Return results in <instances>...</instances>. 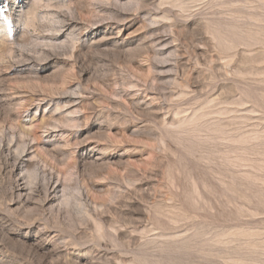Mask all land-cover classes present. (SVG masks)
Returning <instances> with one entry per match:
<instances>
[{
	"label": "rangeland",
	"instance_id": "obj_1",
	"mask_svg": "<svg viewBox=\"0 0 264 264\" xmlns=\"http://www.w3.org/2000/svg\"><path fill=\"white\" fill-rule=\"evenodd\" d=\"M0 264H264V0H0Z\"/></svg>",
	"mask_w": 264,
	"mask_h": 264
}]
</instances>
